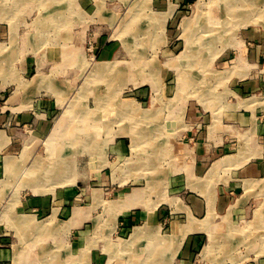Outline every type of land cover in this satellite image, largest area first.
Wrapping results in <instances>:
<instances>
[{"label":"crops","instance_id":"obj_1","mask_svg":"<svg viewBox=\"0 0 264 264\" xmlns=\"http://www.w3.org/2000/svg\"><path fill=\"white\" fill-rule=\"evenodd\" d=\"M49 1L43 14L48 24L39 27L46 30V27L55 23L53 26L57 27V36L60 35L64 43L71 40H77V44L82 42L84 33L82 30L74 31L72 27H83V21L89 18L98 21L102 16L107 18L114 8L111 7L114 4L111 0ZM147 1H143L134 17H140L138 20L147 31L148 37L144 38L146 44L153 38L154 25L174 23L184 12L179 7L185 8L188 0ZM55 2L58 4H53ZM238 2L236 0L231 5L235 11L230 18L238 20V27L242 29L238 28L232 33L233 29L229 28V35L225 29L223 35L201 46L200 55L194 57L195 60H179L187 49V37L185 33L178 36L179 31L168 29L167 24L161 33L155 34L156 39L163 40L162 46L156 51L148 47L145 50L144 53L149 55H159V65L154 67V62L151 63L147 58L143 63L144 69L164 70L163 78L159 84L150 78L139 84L132 79L129 85H162L164 90L162 88V94H159L160 89H157L154 95H150L152 107L142 113L146 121L142 125L138 123L137 114L133 110L134 105H141V102L135 97L128 98L124 104L127 105L125 111L128 109L125 120L122 115L114 114L116 119H113L118 123L114 124L115 128L109 135L110 143L107 146V142L104 145L103 141V145H99V154L103 155L106 162L95 161L93 166L91 162L89 164V170L99 167L105 171L100 184L107 202V208L102 211L107 226L102 221V226H94L92 230L88 228L91 230L88 235L89 244L86 246L89 264H264V2L260 6ZM150 3L159 7V11H154L155 14L147 13ZM84 11H91V14ZM71 12L75 14V21ZM199 14L191 21L206 13ZM228 14L231 15V12ZM98 21L91 23V26L94 28L108 23L105 20ZM171 26L174 28V24L168 25ZM93 28L90 31L92 34L99 31L97 27ZM204 35L207 36V33ZM180 39L184 40V44L177 42ZM104 42L99 41L95 51L100 58L95 64L101 70L106 66L104 63H108V67L116 63L112 58V47L104 45ZM191 52L193 56L195 52ZM66 57L69 55L65 54ZM210 64L213 66L212 71L208 70ZM125 67L128 70L134 69L128 60ZM183 67L187 69L183 70L184 76L181 74L178 78L172 75V69ZM211 83H218L217 87L229 90L231 101L215 109L204 106L200 100L205 96L207 101L217 97ZM177 85L178 90H175L173 87ZM163 98L170 101L179 99L176 109L168 105L163 115L158 117L157 113L150 111L157 103L162 104ZM5 106L6 111L1 113L0 123L14 125L12 115L8 113L12 110L11 106L8 102ZM105 110L108 111L102 108L103 112ZM17 117L20 124L28 125L34 121L39 129H44L48 124L40 116L33 117L26 112ZM110 118L102 117L100 120L113 121ZM87 144L84 153L91 155L93 150L90 140ZM237 147L239 151L233 155L225 154ZM243 147L244 151L241 150ZM230 157L231 160L225 162ZM129 184L134 187L124 189ZM120 188L123 191L119 192ZM47 208L48 201L39 200L36 207L32 201L25 199L21 208H18L23 212L13 213L11 221L23 223L24 227L17 224V228L20 226L19 231L28 237L29 230L25 231L24 224L29 220L34 222V217L39 219L40 215H45ZM72 209L68 212L71 213L69 220L73 221L71 234L83 222L94 219L96 213L87 208L84 212L80 211L82 208ZM53 218L56 217L50 216L44 220ZM48 222L51 220L46 221L43 227L41 223L36 224V230H44L40 235L46 236L45 242L36 246L30 241L27 244L24 242L21 249H16L15 244L13 249H0V264H33V253L37 256L34 262L64 264V260L59 257V249H66L61 244L56 243L55 250L47 249L48 236L52 235L47 232ZM244 244L248 245L247 250L242 249ZM58 245H61L60 248ZM46 254L52 257L48 263L43 262Z\"/></svg>","mask_w":264,"mask_h":264},{"label":"rangeland","instance_id":"obj_2","mask_svg":"<svg viewBox=\"0 0 264 264\" xmlns=\"http://www.w3.org/2000/svg\"><path fill=\"white\" fill-rule=\"evenodd\" d=\"M92 1L100 2L99 0ZM111 1H114V4L111 5L114 8L110 10L111 13L109 12L110 14H108L107 18H102V16L99 21L89 18L83 21V27L78 26L75 28L76 25L72 27L74 31L82 30L84 33L83 41L78 42V44L76 43L77 40H71L67 43L62 42L60 35L59 37L57 36V27L53 26L55 23L50 25L51 27H46V30L39 27L48 24L43 14H45L44 10L50 4L49 0H1L0 2V115L6 111L5 104L8 102L12 109L8 113L10 116L12 115V120H14V125L0 123V134H3V138L0 135V249H13V244H15L16 249H21L24 242L27 244L30 241L36 246L41 245L46 241V236L40 235V232L44 230H36V224L39 223L40 225L41 223L44 226L45 222L49 220L44 219L53 215L56 218L50 219L52 221L47 225V232L52 234L48 236L49 244H47V249L55 250L57 248L55 247L56 243L61 244L63 249H66L64 251L59 249L61 253L59 257L64 260V264H89L87 248L89 232L94 226H102V221L103 225L107 226L102 213L107 208V202L103 197L100 184L103 177L102 174L105 171H101L99 167H92V170H89V168L93 166L95 161L106 162V159L102 158L103 155L99 154V145H103L102 142L104 141V145L107 142L108 146L110 143L108 142L110 140L109 135L115 128L114 124L118 122L109 120L105 123L101 120L98 121L99 118L97 117L96 119L95 117L93 118L90 126H87L88 133L93 134L92 137L87 138V135H82L86 143L89 140L91 142L93 152L88 155L84 153V147H81V144H77L80 140L72 142L79 127L83 126L80 122L83 114H86L90 109V111L93 110L96 113V116L109 117L107 116L109 111L116 108V105H114L116 103H113V100L126 104L129 99L135 97L141 102V105L135 104L133 109L134 113L136 112L135 114H137V121L138 123L145 121V118L141 115L145 109L152 107L150 102L152 97L150 95H154L156 90L162 85L159 87H151L149 85L133 87L129 84H131L132 79L138 84L149 78L154 79L158 84L161 82L164 70L159 68L145 70V64L143 63L149 58L151 63L154 62V67L159 65V55H149L144 52L148 50L147 47L156 51L158 47L162 46L163 40L156 39L155 34L161 33L166 28V24L168 29L179 31V36L180 33L186 32L187 19L192 20L197 14L206 13L204 16L199 17L200 19L195 18L193 24L196 21H199L200 24L208 21L206 23L207 26H212L213 28L222 25L223 28L227 29L228 35L230 34L229 28L233 29L232 33L240 28L238 27L240 24L237 23L238 20L235 21V18H230L233 14L231 13L230 17L228 14L230 5L236 3V0H188L185 8L179 7L184 12L177 17L174 23H158L154 25L153 38L150 39L151 42L148 43V40L146 44L147 31L144 30L142 22L138 20L140 17H134L143 1H148ZM120 1L122 2L119 3ZM198 1L200 2L197 3ZM238 1L243 4L253 3L256 6H260L264 2V0ZM53 4L57 5L58 3L55 2ZM155 10L159 11V7L150 3L147 13L155 14ZM84 13L89 15L91 11H84ZM100 13L101 11L98 14ZM49 15L52 14L50 13ZM71 16L72 18L75 16L74 12H71ZM73 20L75 21V18ZM103 20H105L104 22L108 21V23L103 26L97 25L94 28L91 26V23L96 21L103 22ZM222 20L225 24L222 23ZM170 24H174V28L172 26L168 27ZM96 27L99 31L92 34L90 32L92 31L91 28L96 29ZM213 38H215L214 35ZM102 40L105 41L104 45L108 44L112 47V58L116 60L115 67L109 66L104 70L99 69L97 64H95L96 60H100L95 52L97 43L99 41L102 43ZM177 42L184 44L183 39ZM66 44L68 45L66 46ZM63 53L69 55L70 58H65ZM127 60L134 67L133 70H128L125 67ZM116 68L120 69L115 70ZM212 68L213 66L210 64L208 70L212 71ZM183 70L186 71L187 69L175 68L171 70V73L174 77L179 78L184 73ZM51 83H53L52 86ZM218 83L215 85L211 83L217 96L213 98L215 100L210 99L207 101V96L200 100L204 106L215 109L218 105L222 107L226 101H231L229 100L230 91L224 87H217ZM219 85L221 84L219 83ZM162 88L164 90V86L160 88L159 94H162ZM173 88L178 90V85ZM23 94H26V96L23 97ZM181 95L186 96L183 93ZM163 99L162 104L157 103L150 111L157 113L158 117L163 115L168 105H172L176 109L175 106L179 98L171 101L169 99L166 100V98ZM96 101L98 102L96 103ZM104 102L110 103L106 107L109 110L103 112L100 107L103 108L105 106ZM35 105H37L36 110H34ZM94 109H97V112ZM22 112L29 113L33 117L38 115L48 124L44 129H39L34 121H31L28 125L20 124L17 116ZM85 117L86 115L83 119ZM67 119L68 121H66ZM148 123L149 121H147ZM56 126H58L59 130ZM101 134L105 135V137H102ZM48 143L51 146L50 144L47 145ZM60 149L63 151L60 152ZM238 149L239 147L234 151H227L225 154L233 155ZM241 150L244 151V147ZM57 153H66L64 156H76L75 170L71 171V174L68 172L63 175L59 181H49V183L48 181H42L40 183L36 167L40 162H49ZM11 159L12 162L15 161L13 164L10 161ZM90 162L91 166L89 165ZM33 165L36 166L34 167ZM262 184H264V181ZM131 186L134 187L129 184L124 189H130L132 188ZM120 189L119 192L123 191V188ZM25 199L32 201V205L36 207L39 200L48 201V208L44 212L46 213L45 215H40L39 219L34 217L35 223L26 221L24 224L25 231L28 232L29 230L28 237L17 228L19 223L16 224L11 221L13 213L20 214L23 212L18 210V208H21V204ZM72 208H76L75 210L82 208L80 209V211L83 210L82 212L87 209L91 211L92 209L96 213L94 219L83 222L76 227V232L71 234L73 221L69 220L71 213L68 212ZM35 212L37 211L35 210ZM20 225L24 227L23 223H20ZM88 228H91V230H88ZM43 237L44 240L42 239ZM61 245H58L59 248ZM246 246L248 245L244 244L242 249L247 250ZM256 247L259 248V244ZM200 251L203 250L201 249ZM235 251L237 252V250ZM35 254L33 253L31 256L34 261L37 258ZM45 258H47L43 260L45 263L52 259L51 256L48 257V254L45 255ZM53 258L56 260L55 256ZM34 261L33 264L42 262ZM226 261L231 262L230 259H226Z\"/></svg>","mask_w":264,"mask_h":264},{"label":"bare ground","instance_id":"obj_3","mask_svg":"<svg viewBox=\"0 0 264 264\" xmlns=\"http://www.w3.org/2000/svg\"><path fill=\"white\" fill-rule=\"evenodd\" d=\"M0 2H1V0H0ZM18 2V1H17ZM19 4V3H18ZM71 5V4H70ZM240 5V4H239ZM19 6V5H18ZM231 6V5H230ZM252 7V6H251ZM236 9H237V7H235ZM240 8V7H239ZM248 8V7H247ZM255 9V8H254ZM239 10V9H238ZM244 10V9H243ZM248 10V9H247ZM253 10V9H252ZM228 11V10H227ZM233 11H235L234 9H233V6H231L230 7V12L232 13ZM257 12V11H256ZM238 13V12H237ZM62 14V13H61ZM200 15V14H199ZM254 15V14H253ZM156 17V16H155ZM159 17V16H158ZM224 17V16H223ZM229 17H230V15H229ZM150 18V17H149ZM199 18V17H198ZM248 18V17H247ZM165 19V18H164ZM200 19V18H199ZM259 19H260V17H259ZM262 19V18H261ZM158 20V19H157ZM231 20V19H230ZM248 20V19H247ZM255 19H253V21H254ZM264 20V19H263ZM158 22V21H157ZM258 22V21H257ZM193 23V21H191V20H189V21H186V32H185V35H186V37H187V40H186V43H187V49H186V51L184 52V54H182L181 55V57H180V59L179 60H195V58H198V56H199V54H200V52L199 51H201V49H202V47L201 46H203V45H206V43H208V42H210L211 41V39H214L213 38V35L216 37V36H220V35H223V33L225 32V28H223L222 27V25L220 26V27H215V28H213L212 26H207V24L206 23H204V24H200L199 23V21H196L194 24H192ZM211 23V22H210ZM222 23H223V20H222ZM244 23V22H243ZM246 23V22H245ZM128 24V23H127ZM130 24V23H129ZM242 24V23H241ZM205 33H207V36L206 35H204ZM206 47V46H205ZM191 51H193V52H195V53H193V56H192V52ZM204 52V51H203ZM195 57V58H194ZM177 59V58H176ZM178 62V61H177ZM194 63V62H193ZM174 64V63H173ZM178 64V63H177ZM176 64V65H177ZM184 64V63H183ZM103 65H106L105 66V68H107L108 66V63L107 64H103ZM111 65V64H110ZM113 65V64H112ZM185 65H189V63L188 64H185ZM174 66H175V64H174ZM95 68H96V66H95ZM104 68V69H105ZM184 68V67H183ZM94 69V68H93ZM97 69V68H96ZM122 69V68H121ZM95 70V69H94ZM111 70V69H110ZM101 72V71H100ZM112 73V72H111ZM187 73V72H186ZM100 75V74H99ZM183 75V74H182ZM203 75V74H202ZM103 76V75H102ZM101 76V77H102ZM113 76V75H112ZM184 76V75H183ZM152 78V77H151ZM111 79V78H110ZM185 79V78H184ZM183 79V80H184ZM189 79V78H188ZM182 80V79H181ZM149 81V80H148ZM190 81V80H189ZM158 83V82H157ZM50 84V83H49ZM52 84L53 83H51V86H52ZM55 84V83H54ZM111 85V84H110ZM198 85V84H197ZM156 86V85H155ZM158 86V85H157ZM47 87V86H46ZM54 87V86H53ZM161 88V87H160ZM159 88V89H160ZM83 89V88H82ZM158 89V90H159ZM200 92V91H199ZM88 93V92H87ZM82 94V93H81ZM159 96V95H158ZM100 98V97H99ZM104 98H106V97H104ZM102 99V98H101ZM96 100H97V98H96ZM101 101V100H100ZM115 101V100H114ZM113 101V102H114ZM162 101V100H161ZM98 101H96V103H97ZM254 102V101H253ZM109 103L110 102H108L107 104H105V109H108V108H106L108 105H109ZM116 103V102H115ZM250 103H252V102H250ZM161 104V103H160ZM99 105V104H98ZM112 105H113V103H112ZM115 105V104H114ZM245 105V104H244ZM97 106V105H96ZM116 106H118V108H117V110L116 111H113V110H110L109 111V115H107V116H109V118L110 119H113V118H115L114 117V114H118V116H121L122 115V117L124 118V120H125V118H126V116H127V112H128V109L125 111V108H126V106L127 105H124V104H116ZM103 107V108H104ZM138 108H139V106H137ZM101 109H102V107H100ZM99 108V109H100ZM128 108V107H127ZM84 109V108H83ZM83 109H82V111H83ZM148 109V108H147ZM151 109V108H150ZM157 109V108H156ZM81 110V109H80ZM85 110V109H84ZM95 110V109H94ZM97 110V109H96ZM95 110V111H96ZM109 110V109H108ZM145 111V110H144ZM72 112V111H71ZM78 112V111H77ZM97 112V111H96ZM102 112V111H101ZM70 113V112H69ZM141 113V112H140ZM79 115V114H78ZM86 115V117L83 119V117ZM67 116H68V114H67ZM83 117H82V119L80 120V122H81V124L83 125V126H81V127H79V130L77 131V134L74 136V140L72 141V142H74V141H78V140H80V142L78 141V143L77 144H81V147H84V146H88V144L86 143V141L82 138V135H87V137H92V135L90 134V133H88V131H87V126H90V124H91V121L93 120V118L95 117V119H96V117L97 118H99V120L102 118V116L101 115H99V116H96V113L93 111V110H91L90 111V109L86 112V114H83ZM117 117V116H116ZM131 117H133V116H131ZM140 117V116H139ZM138 117V118H139ZM76 118V117H75ZM80 118H81V115H80ZM74 119V118H73ZM116 119V118H115ZM128 119H130V118H128ZM109 120V119H108ZM119 120V119H118ZM123 120V119H122ZM66 121H68V119L66 120ZM77 121V120H76ZM113 121H114V119H113ZM117 121V120H116ZM131 121V120H130ZM78 122V121H77ZM144 123L146 122V121H143ZM56 123V122H55ZM60 123V122H59ZM98 123V122H97ZM106 123V122H105ZM109 123V122H108ZM131 123V122H130ZM136 123V122H135ZM140 123V122H139ZM57 124V123H56ZM61 124V123H60ZM87 124V125H86ZM104 124V123H103ZM102 124V125H103ZM59 125V124H58ZM62 125V124H61ZM99 125H101V124H99ZM140 125H142V123L140 124ZM63 126V125H62ZM121 126V125H120ZM57 128H58V126H56ZM96 127L98 128V126L96 125ZM123 127V126H122ZM140 127V126H139ZM66 128V127H65ZM93 128V127H92ZM101 128V127H100ZM104 128H106V127H104ZM103 128V129H104ZM118 128H119V126H118ZM78 129V128H77ZM58 130H59V128H58ZM64 130H66V129H64ZM74 130V129H73ZM89 130V129H88ZM98 130V129H97ZM125 130H126V128H125ZM140 130V129H139ZM145 130H148V129H145ZM117 131H119V130H117ZM142 131V130H141ZM65 132V131H64ZM108 132V131H107ZM132 132V131H131ZM134 132V131H133ZM132 132V133H133ZM147 132H149V130L147 131ZM146 132V133H147ZM117 133V132H116ZM125 133V132H124ZM131 133V134H132ZM74 134V133H73ZM107 134V133H106ZM130 134V135H131ZM141 134H143V133H140V135ZM1 135V134H0ZM3 135V134H2ZM1 135V136H2ZM57 135V134H56ZM136 135V134H135ZM67 136H68V134H67ZM73 136V135H72ZM64 137H65V135H64ZM2 138H3V136H2ZM54 138V137H53ZM85 138V137H84ZM110 138V137H109ZM1 140V139H0ZM49 140V139H48ZM57 140V139H56ZM55 140V141H56ZM108 140V139H107ZM3 141V140H2ZM88 141V140H87ZM133 141H134V139H133ZM132 141V142H133ZM147 141V140H146ZM47 142H49V141H47ZM137 142V141H136ZM140 142V141H139ZM58 143V142H57ZM68 143V142H67ZM50 143H48L47 145H49ZM148 144H150V143H148ZM1 145V144H0ZM56 145H58V144H56ZM55 145V146H56ZM61 145V144H60ZM78 145V146H79ZM50 146H51V144H50ZM63 146V145H62ZM74 146V145H73ZM143 147V146H142ZM151 147V146H150ZM48 148V147H47ZM62 148H64V147H62ZM70 148H72V147H70ZM154 148V147H153ZM137 149V148H136ZM61 150V151H60ZM59 151L60 152H62L63 150L62 149H60ZM82 150V149H81ZM144 150V149H143ZM70 151V150H69ZM58 152V151H57ZM76 152V151H75ZM133 152V151H132ZM59 153V152H58ZM56 154V156L55 157H53V158H51V160L49 161V162H47V163H41L40 162V164H38V166L36 167L37 169H36V172L38 173V175H39V178H38V181L40 180V183L42 182V181H48V183H49V181H59V179H61L62 178V176L63 175H65L66 173H68V172H70V174H71V171H73L74 169H75V164H76V156H64V154H66V153H64V154ZM76 157V158H75ZM133 160V159H132ZM135 160V159H134ZM145 160V159H144ZM225 160V159H224ZM229 160H231V157L230 158H228L227 160H225V162L227 161V162H229ZM11 162H12V159L10 160ZM140 161V160H139ZM9 162V161H8ZM15 162V161H14ZM14 162H12V164L14 163ZM135 162V161H134ZM224 163V162H223ZM35 164V163H34ZM34 166V165H33ZM36 166V165H35ZM34 166V167H35ZM11 167V166H10ZM21 167V166H20ZM130 167H131V165H130ZM124 166H123V170H124ZM129 168V167H128ZM24 170H25V168H24ZM28 171V170H27ZM77 172V171H76ZM30 174H32V173H30ZM152 174V173H151ZM37 175V174H36ZM36 175H35V177H36ZM145 175V174H144ZM72 176V175H71ZM77 176V175H76ZM34 177V176H33ZM65 178V177H64ZM76 178H78V177H76ZM71 179V178H70ZM37 180V179H36ZM68 181H70V180H68ZM68 181H66V182H68ZM73 183V182H72ZM35 185V184H34ZM42 185V184H41ZM36 186V185H35ZM39 187V186H38ZM42 187H44V186H42ZM51 190V189H50ZM133 191H134V189H133ZM145 191V190H144ZM138 192V191H137ZM138 193H140V192H138ZM148 194V193H147ZM142 195V194H141ZM146 195V194H145ZM125 196V195H124ZM133 196V195H132ZM140 196V195H139ZM135 197V196H134ZM133 198V197H132ZM130 199V198H129ZM148 199V198H147ZM146 198H145V200H147ZM123 200V199H122ZM130 201V200H129ZM128 201V202H129ZM117 202V201H116ZM148 202V201H147ZM118 203V202H117ZM150 203H152V201L150 202ZM155 203V202H154ZM122 204V203H121ZM124 204V203H123ZM129 204V203H128ZM142 204V203H141ZM152 205H153V203H152ZM156 205V204H155ZM119 206H121L120 204H119ZM141 206V205H140ZM144 206H145V204H144ZM150 206V205H149ZM122 208V207H121ZM146 208V207H145ZM156 208V207H155ZM146 210V209H145ZM151 210V209H150ZM153 210V209H152ZM54 213V212H53ZM147 213V212H146ZM26 215V214H25ZM11 216V215H10ZM22 216V215H21ZM52 217H53V215H52ZM78 217V216H77ZM17 218V217H16ZM19 218H21V217H19ZM24 218H25V216H24ZM262 219V218H261ZM50 220V219H49ZM30 221V220H29ZM52 221V220H51ZM15 222V221H14ZM49 223V222H48ZM47 224V223H46ZM50 224V223H49ZM49 224H47V225H49ZM208 224V223H207ZM225 224V223H224ZM19 225H20V223H19ZM35 225V224H34ZM226 225V224H225ZM43 227V226H42ZM203 227V226H202ZM19 228H20V226H19ZM18 228V229H19ZM239 229V228H238ZM237 229V230H238ZM241 232V231H240ZM213 240V239H212ZM219 241V240H218ZM217 242V241H216ZM147 245V244H146ZM237 245V244H236ZM253 246V245H252ZM215 248V247H214ZM148 250V249H147ZM19 256V255H18ZM46 259V258H45ZM17 260V259H16ZM18 264V263H17ZM36 264V263H35Z\"/></svg>","mask_w":264,"mask_h":264}]
</instances>
